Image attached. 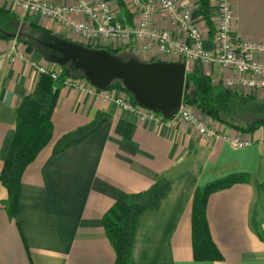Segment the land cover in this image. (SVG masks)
<instances>
[{"label":"crops","instance_id":"crops-1","mask_svg":"<svg viewBox=\"0 0 264 264\" xmlns=\"http://www.w3.org/2000/svg\"><path fill=\"white\" fill-rule=\"evenodd\" d=\"M73 3L76 0H52ZM119 18L134 26L124 0H117ZM210 2V18L212 3ZM194 17L208 32L212 47L213 28L203 15L201 0H195ZM20 24L35 23L74 40L54 21L40 14L16 11ZM235 36L264 41V0H235ZM165 28L171 22L159 20ZM188 39L186 35H180ZM123 48L142 61L165 60L154 47L149 59L138 53V45ZM25 52L34 59L43 55L17 36L0 38V170L5 138L16 127V110L34 93L42 74L22 59L2 57ZM187 72L209 74L222 85L220 65L186 62ZM59 87L52 114L53 136L21 178L16 214L6 206L7 188L0 182V264H115L116 250L110 241L104 216L124 196L149 189L166 178L170 186L158 206L144 211L137 222L131 264H264V126L242 131L232 122H221L223 132L248 133L253 142L236 147L222 138H206L190 125L178 122L155 126L141 121L114 100L77 92L55 80ZM225 88V87H224ZM264 99V92L249 95ZM197 111L208 115L200 108ZM105 121L98 131L80 144L53 155L56 142L65 134L91 123L97 116ZM235 173L250 178L213 192L207 202V219L220 260L194 257L192 207L195 190Z\"/></svg>","mask_w":264,"mask_h":264},{"label":"built area","instance_id":"built-area-1","mask_svg":"<svg viewBox=\"0 0 264 264\" xmlns=\"http://www.w3.org/2000/svg\"><path fill=\"white\" fill-rule=\"evenodd\" d=\"M22 13L40 14L65 30L73 41L86 46L111 42L112 46H125L137 42L138 53L145 59L152 56L154 47L165 60L200 62L207 66L218 64L223 71L222 85L245 95L264 92V41L235 36V0H214L212 3V47H207L208 32L202 30L194 17L195 0H124L132 14L134 26L128 28L119 18L117 0H76L57 3L52 0H0ZM171 22L163 27L159 20ZM186 35L190 41L182 39ZM98 44V45H97ZM2 57L22 59L40 74L77 92L94 94L105 100H114L120 107L132 111L141 121L155 126H168L183 122L206 138H222L236 147L249 146L253 139L248 133L222 131V123L201 114L197 106L183 100L178 112L171 118L140 105L126 89H100L86 77L63 76V66L57 62L40 61L25 52Z\"/></svg>","mask_w":264,"mask_h":264},{"label":"trees","instance_id":"trees-1","mask_svg":"<svg viewBox=\"0 0 264 264\" xmlns=\"http://www.w3.org/2000/svg\"><path fill=\"white\" fill-rule=\"evenodd\" d=\"M201 4L205 20L208 26L212 28L210 2L201 0ZM15 36L40 52L49 62H56V59L62 56L55 45L67 39L51 29L35 23H29V28L26 30L14 12L0 6V38L7 39ZM93 47L101 48L100 46ZM107 49L117 56H120L119 54L123 50V48ZM129 58L139 59L136 55H128L126 59ZM62 66L64 69L62 77L66 75L85 77L83 71L76 68L71 62ZM61 81L62 78L59 82L61 83ZM186 81L189 87L184 100L192 105H199L201 110L209 113V117L221 122H229L225 115L231 112L234 103L238 101L244 103L253 99L249 95L214 84L209 74L186 72ZM56 84L50 75H42L36 91L26 96L18 106L16 127L5 138L1 153L0 182L8 190V198L5 203L11 216H14L17 211L24 170L52 139V114L59 95V87ZM107 89L126 88L120 80H115ZM193 92L196 93L195 97ZM104 121V115H99L91 123L63 135L56 142L53 155L61 153L70 146L80 144L88 136L98 131ZM233 126L242 131H254L264 126V117L246 125L233 124ZM249 178L250 175L247 173H235L213 180L195 190L192 207V234L194 257L197 260H220L223 258L212 239L207 219L209 196L213 192L231 187L236 183L246 182ZM169 186V180L166 178L159 179L147 190L124 196L104 216L103 221L108 237L116 250L115 264H131V253L138 219L144 211L158 206ZM257 186L260 188L264 186V183H259Z\"/></svg>","mask_w":264,"mask_h":264},{"label":"water","instance_id":"water-1","mask_svg":"<svg viewBox=\"0 0 264 264\" xmlns=\"http://www.w3.org/2000/svg\"><path fill=\"white\" fill-rule=\"evenodd\" d=\"M55 48L62 54L56 59L57 63L71 62L97 88L107 89L115 80H120L137 103L167 118L178 112L189 87L184 62L123 59L107 48L90 47L67 39ZM193 95L195 97L196 93Z\"/></svg>","mask_w":264,"mask_h":264},{"label":"rangeland","instance_id":"rangeland-1","mask_svg":"<svg viewBox=\"0 0 264 264\" xmlns=\"http://www.w3.org/2000/svg\"><path fill=\"white\" fill-rule=\"evenodd\" d=\"M127 53L122 51L119 55L126 59ZM261 117H264V99L260 97H254L244 103L240 101L234 103L231 112L225 115L226 120L240 125H246Z\"/></svg>","mask_w":264,"mask_h":264}]
</instances>
